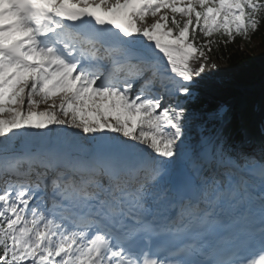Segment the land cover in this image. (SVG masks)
Wrapping results in <instances>:
<instances>
[{"label":"snow or ice","instance_id":"6c2138e0","mask_svg":"<svg viewBox=\"0 0 264 264\" xmlns=\"http://www.w3.org/2000/svg\"><path fill=\"white\" fill-rule=\"evenodd\" d=\"M262 24L264 0H0V264H264V128L233 122L256 93L200 87Z\"/></svg>","mask_w":264,"mask_h":264},{"label":"trees","instance_id":"16d2710c","mask_svg":"<svg viewBox=\"0 0 264 264\" xmlns=\"http://www.w3.org/2000/svg\"><path fill=\"white\" fill-rule=\"evenodd\" d=\"M214 39L221 38L215 36ZM212 58L217 68L209 73L213 78L209 79L202 89H216V94L210 98V102L214 104L215 99L234 91L233 87L225 85L224 81L249 82L264 74V24L250 39L237 36L234 42L228 43L226 47L221 44L218 49H214ZM217 76L223 81L218 80Z\"/></svg>","mask_w":264,"mask_h":264},{"label":"rangeland","instance_id":"374dc122","mask_svg":"<svg viewBox=\"0 0 264 264\" xmlns=\"http://www.w3.org/2000/svg\"><path fill=\"white\" fill-rule=\"evenodd\" d=\"M154 19H155V18L149 16V17L147 18V23H148V24L153 23V22H154ZM43 107H45V106L42 105L41 108H43Z\"/></svg>","mask_w":264,"mask_h":264}]
</instances>
